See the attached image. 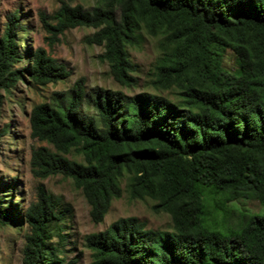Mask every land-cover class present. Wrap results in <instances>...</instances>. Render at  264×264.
<instances>
[{"label":"trees","instance_id":"1","mask_svg":"<svg viewBox=\"0 0 264 264\" xmlns=\"http://www.w3.org/2000/svg\"><path fill=\"white\" fill-rule=\"evenodd\" d=\"M55 15L60 29L96 28L86 40L103 45L100 58L126 87L135 70L128 47L145 31L160 35L149 80L156 91H87L79 78L61 99L29 112L31 136L47 143L31 149L32 172L69 177L93 221L120 196L124 173L129 197L154 199L170 215V229L127 216L88 233L90 264H264V0H99L90 9L62 0ZM21 27L17 13L7 16L0 88L23 72L39 84L64 77L65 66L40 47L27 67H14ZM226 48L239 59L236 74L223 62ZM172 85L175 99L159 91ZM238 197L257 199L262 210L227 205ZM4 202L0 223L27 225L22 264H76L64 248L68 207L59 196L38 185L20 214Z\"/></svg>","mask_w":264,"mask_h":264},{"label":"rangeland","instance_id":"2","mask_svg":"<svg viewBox=\"0 0 264 264\" xmlns=\"http://www.w3.org/2000/svg\"><path fill=\"white\" fill-rule=\"evenodd\" d=\"M61 1L0 0V37L8 15L17 13L22 25L15 33L21 58L14 63V67H27L32 52L40 47L68 71L64 77L44 84L35 83L23 72L24 78L18 79L8 90L0 88V205L11 200L14 213L20 214L36 199L38 185L59 196L68 207L65 226L62 227L66 255L74 257L76 264H90L91 249L85 245V235L88 233L100 231L112 221L127 216L137 217L147 227L170 229V215L153 208L154 199L129 197L126 190L128 174L124 173L119 178L120 196L111 200L101 221H93L89 214V204L69 177L58 173L39 177L32 172L29 163L31 149L47 143L31 136L29 112L34 104L53 103L61 99L79 78H83L87 91L96 86L120 89L128 94L156 91L149 80L154 77V66L160 54V35L145 31L138 46L128 47L129 58L135 64V70L131 72L134 77L133 85L126 87L112 77L108 64L100 58L103 45L86 40L96 28L85 25L59 28L55 13ZM64 1L71 5L81 4L87 9L99 4V0ZM223 62L229 71L238 73L239 59L230 48L225 49ZM159 91L175 99L179 90L172 85ZM69 156L81 159V155L75 152ZM227 205L246 212L262 210L255 198L238 197L228 201ZM228 220L234 223L236 212H232ZM26 231L27 225L15 219L11 223H0V264H22Z\"/></svg>","mask_w":264,"mask_h":264}]
</instances>
